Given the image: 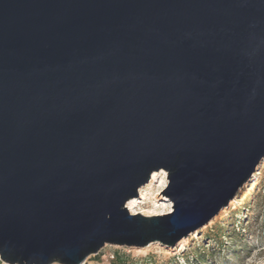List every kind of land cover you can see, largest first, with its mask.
<instances>
[{"label":"water","instance_id":"water-1","mask_svg":"<svg viewBox=\"0 0 264 264\" xmlns=\"http://www.w3.org/2000/svg\"><path fill=\"white\" fill-rule=\"evenodd\" d=\"M263 161L264 0H0L2 264L174 246Z\"/></svg>","mask_w":264,"mask_h":264},{"label":"rangeland","instance_id":"rangeland-1","mask_svg":"<svg viewBox=\"0 0 264 264\" xmlns=\"http://www.w3.org/2000/svg\"><path fill=\"white\" fill-rule=\"evenodd\" d=\"M166 186V173L159 172L144 186L137 211L154 216L162 212L163 204L169 208L159 194ZM234 200L193 232L182 247L176 244L168 248L158 243L149 249L107 245L84 264H114L116 256L125 264H264V161L253 181L242 187Z\"/></svg>","mask_w":264,"mask_h":264},{"label":"bare ground","instance_id":"bare-ground-1","mask_svg":"<svg viewBox=\"0 0 264 264\" xmlns=\"http://www.w3.org/2000/svg\"><path fill=\"white\" fill-rule=\"evenodd\" d=\"M160 173H163V174H165L163 171H161ZM158 174H159V172H154V173H152V175H151V179H150V183L151 182H153L156 178H157V176H158ZM255 177V174L253 175V178ZM149 184V183H148ZM143 188H144V186L143 187H141L140 189H139V196L137 197V198H133V199H130L127 203H126V208L129 210V212L131 213V214H140V215H144V216H150L149 215V213H146L145 211H143V210H141V211H137V209L138 208H140L139 207V204H141V199L143 200ZM164 197V196H163ZM235 199V198H234ZM233 199V200H234ZM231 201L232 203H231V205L233 204V202L235 201ZM163 202L164 203H166V204H168V206H169V208H166L165 206V204H163V207L161 208V213H157V212H155L154 214H152V215H162V214H167V213H169L170 212V210H171V203L169 202V201H167V199L164 197L163 198ZM212 223V222H211ZM210 223V224H211ZM193 233V232H192ZM191 233V235L189 234L187 237H185V238H183L182 240H180L177 244V246H181V245H183L187 240H189V237H191L193 234ZM154 243H152V244H150L149 246H147V247H145V249H149L152 245H153ZM159 244V243H158ZM164 247H168V248H172V247H174V246H167V245H163ZM182 247V246H181Z\"/></svg>","mask_w":264,"mask_h":264},{"label":"trees","instance_id":"trees-1","mask_svg":"<svg viewBox=\"0 0 264 264\" xmlns=\"http://www.w3.org/2000/svg\"><path fill=\"white\" fill-rule=\"evenodd\" d=\"M113 263L114 264H125V261L121 257L116 256L115 261ZM0 264H2L1 261H0Z\"/></svg>","mask_w":264,"mask_h":264}]
</instances>
